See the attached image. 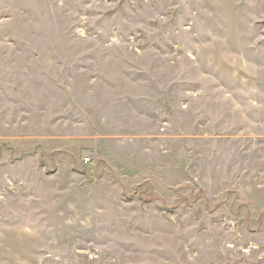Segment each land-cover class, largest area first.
Wrapping results in <instances>:
<instances>
[{"label": "rangeland", "instance_id": "obj_1", "mask_svg": "<svg viewBox=\"0 0 264 264\" xmlns=\"http://www.w3.org/2000/svg\"><path fill=\"white\" fill-rule=\"evenodd\" d=\"M0 264H264V0H0Z\"/></svg>", "mask_w": 264, "mask_h": 264}, {"label": "crops", "instance_id": "obj_2", "mask_svg": "<svg viewBox=\"0 0 264 264\" xmlns=\"http://www.w3.org/2000/svg\"><path fill=\"white\" fill-rule=\"evenodd\" d=\"M101 137H103V136H93V146H95V144L97 143L96 141H98L99 139H103V138H101ZM96 142V143H95ZM84 164H89V163H85L84 162ZM91 165V164H90ZM89 165V166H90ZM91 167V166H90ZM94 169V168H93Z\"/></svg>", "mask_w": 264, "mask_h": 264}, {"label": "built area", "instance_id": "obj_3", "mask_svg": "<svg viewBox=\"0 0 264 264\" xmlns=\"http://www.w3.org/2000/svg\"><path fill=\"white\" fill-rule=\"evenodd\" d=\"M90 161V158H85V162H89Z\"/></svg>", "mask_w": 264, "mask_h": 264}]
</instances>
